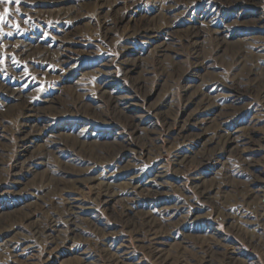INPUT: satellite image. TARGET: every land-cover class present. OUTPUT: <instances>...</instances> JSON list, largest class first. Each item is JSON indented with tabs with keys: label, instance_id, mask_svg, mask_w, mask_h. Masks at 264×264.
<instances>
[{
	"label": "rangeland",
	"instance_id": "obj_1",
	"mask_svg": "<svg viewBox=\"0 0 264 264\" xmlns=\"http://www.w3.org/2000/svg\"><path fill=\"white\" fill-rule=\"evenodd\" d=\"M0 16V264H264V0Z\"/></svg>",
	"mask_w": 264,
	"mask_h": 264
},
{
	"label": "bare ground",
	"instance_id": "obj_2",
	"mask_svg": "<svg viewBox=\"0 0 264 264\" xmlns=\"http://www.w3.org/2000/svg\"><path fill=\"white\" fill-rule=\"evenodd\" d=\"M153 33V32H152ZM168 47V46H167ZM26 50V49H25ZM24 50V51H25ZM35 51V50H34ZM39 51V50H38ZM48 54H49V52H48ZM46 55V54H45ZM50 55V54H49ZM28 57V56H27ZM38 58V57H37ZM16 90V89H15ZM16 94V93H15ZM19 97V96H18ZM14 107V106H13ZM35 109H34V107H32V106H30V104H29V106H27L26 107V113L28 114V117H29V113L30 112H32V111H34ZM25 138V137H24ZM25 140V139H24ZM22 141V140H21ZM85 144V143H84ZM21 152V151H20ZM93 178V177H92ZM96 178H98V177H96ZM96 181H98L97 183H100L101 181H100V179H96ZM94 182V181H93ZM107 183V182H106ZM103 184V183H102ZM101 184V185H102ZM97 185V184H96ZM94 188V187H93ZM82 190V189H81ZM128 194V193H127ZM175 208V207H174ZM74 221V220H73ZM155 233V232H154ZM13 263V262H12Z\"/></svg>",
	"mask_w": 264,
	"mask_h": 264
},
{
	"label": "snow or ice",
	"instance_id": "obj_3",
	"mask_svg": "<svg viewBox=\"0 0 264 264\" xmlns=\"http://www.w3.org/2000/svg\"><path fill=\"white\" fill-rule=\"evenodd\" d=\"M7 2L11 3V2H13V0H7ZM15 2H18V0H15ZM2 19H3V16H0V20H2Z\"/></svg>",
	"mask_w": 264,
	"mask_h": 264
}]
</instances>
